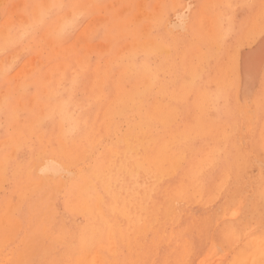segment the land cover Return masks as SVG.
<instances>
[{"label": "rangeland", "instance_id": "rangeland-1", "mask_svg": "<svg viewBox=\"0 0 264 264\" xmlns=\"http://www.w3.org/2000/svg\"><path fill=\"white\" fill-rule=\"evenodd\" d=\"M263 40L264 0H0V264H264Z\"/></svg>", "mask_w": 264, "mask_h": 264}, {"label": "bare ground", "instance_id": "bare-ground-1", "mask_svg": "<svg viewBox=\"0 0 264 264\" xmlns=\"http://www.w3.org/2000/svg\"><path fill=\"white\" fill-rule=\"evenodd\" d=\"M190 4H188L183 12L181 13H178L176 14V18H174L172 20V24L174 25V27L176 28H183L186 26V23H187V19L189 17V14H190V7H189ZM193 5V4H192ZM103 12V11H102ZM184 16L186 17V19H183ZM203 19V18H202ZM203 21V20H202ZM10 23V22H8ZM204 23V22H203ZM171 24V25H172ZM166 26V24H165ZM215 24L213 21H210V20H207L206 21V24L204 26V30L206 31V33H208L210 36H213L215 34ZM170 28V27H169ZM179 30V29H178ZM174 33V32H173ZM189 36V35H188ZM264 41V40H263ZM258 46V45H257ZM257 46L255 47L256 50H254L253 52H250L249 54H246L245 56L239 58V61H240V69H241V76L242 78L244 79L245 81V84L250 87H253L254 84L258 81L259 79V76L263 70V67H264V42H261L260 43V46ZM252 48V47H251ZM251 51V50H250ZM248 52V51H247ZM178 59V58H177ZM1 65V64H0ZM179 77V76H178ZM178 79V78H177ZM244 84V82H243ZM32 88V87H31ZM247 89V88H246ZM253 89V88H252ZM251 89V90H252ZM202 100V99H201ZM256 103V102H255ZM178 119V118H177ZM243 124V123H242ZM159 126V125H158ZM249 130V129H248ZM106 137V136H105ZM248 140V139H247ZM243 145V143H242ZM227 146V145H226ZM249 151V150H248ZM93 155V154H92ZM92 157V156H91ZM255 162V161H254ZM57 165V164H56ZM59 166V165H57ZM46 169H49L47 167V165H45ZM60 167V166H59ZM86 168V167H85ZM51 169V168H50ZM71 169V168H70ZM52 170H55V171H60L61 170V167L59 169H53ZM77 170V169H76ZM49 171V170H48ZM250 171V170H249ZM44 174V173H43ZM52 174V173H51ZM263 174V173H262ZM68 175V174H67ZM70 175V174H69ZM264 175V174H263ZM73 177V176H72ZM57 178V177H56ZM55 178V179H56ZM7 186V185H6ZM29 187V186H28ZM222 193V192H221ZM250 194V193H249ZM248 197V196H247ZM221 198V197H220ZM241 201V200H240ZM177 203V202H176ZM241 203V202H240ZM237 204V203H236ZM242 204H243V201H242ZM180 205V204H179ZM243 207V206H242ZM240 208V207H238ZM231 209V208H230ZM237 208H235L236 210ZM240 211V210H239ZM233 213V212H232ZM240 213V212H239ZM227 214V213H226ZM225 214V215H226ZM224 215V214H223ZM226 218V216H225ZM231 219V218H230ZM4 221V220H3ZM219 223V222H218ZM217 223V224H218ZM248 226V225H247ZM217 227V226H216ZM259 228V227H257ZM249 229V228H248ZM214 234V233H212ZM215 235V234H214ZM213 235V236H214ZM212 241V240H211ZM4 243V242H3ZM21 245V244H20ZM214 245V244H213ZM215 246V245H214ZM209 247V246H208ZM213 248V247H212ZM217 248V247H216ZM215 250V249H214ZM212 252V251H211ZM208 253V252H206ZM224 254V253H223ZM218 256V255H217ZM216 256V257H217ZM225 256V255H224ZM223 256V257H224ZM205 257V256H203ZM220 258V257H219ZM201 260V258H200ZM209 260V259H208ZM212 261V259H211ZM210 261V262H211ZM220 261V260H218ZM194 262V261H193ZM200 262V261H199ZM192 263V262H191ZM93 264H102V260H101V257H97L94 259L93 261ZM219 264V263H218Z\"/></svg>", "mask_w": 264, "mask_h": 264}]
</instances>
